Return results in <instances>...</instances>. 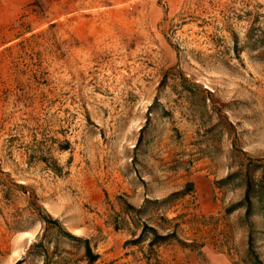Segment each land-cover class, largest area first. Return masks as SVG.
<instances>
[{"label": "rangeland", "instance_id": "374dc122", "mask_svg": "<svg viewBox=\"0 0 264 264\" xmlns=\"http://www.w3.org/2000/svg\"><path fill=\"white\" fill-rule=\"evenodd\" d=\"M249 162L264 0H27L0 29V264H87L47 215L94 264H245L249 235L264 263L263 214L229 211ZM159 216L195 247L127 245Z\"/></svg>", "mask_w": 264, "mask_h": 264}, {"label": "trees", "instance_id": "16d2710c", "mask_svg": "<svg viewBox=\"0 0 264 264\" xmlns=\"http://www.w3.org/2000/svg\"><path fill=\"white\" fill-rule=\"evenodd\" d=\"M250 164H247L245 169V180H244V195L240 202L233 205L229 211L232 212L238 208H244L245 213L244 217L246 219H249L253 216L255 212H259L260 214H263L264 216V181L261 177L260 179H256L251 176V173L254 172L257 169H264L262 164H254L253 162H249ZM193 190V185L191 182L186 183L185 189L179 192L172 193L170 196L166 197L165 199L159 201V200H149L146 199L143 206L139 208H134L133 206H129V210L133 213L134 216L141 218V215H145L147 211V206L149 204H155L157 206H162L166 202H168L171 198L186 195L191 193ZM253 200H256L259 204L258 207H254ZM256 208V209H255ZM159 221L161 223L156 224L155 226H152L151 224L143 222L140 227V234L135 237L133 240H130L127 242V245H133L137 246L142 244L143 242H147V248L149 251L153 252V249L156 247L168 244L170 242H177L180 243L183 246H194V244H185L182 242L178 236L175 227L169 226V220L166 219L164 216H159ZM43 223L53 226L58 231L62 232L63 235L76 242L79 243L84 251V258L87 262V264H94L98 259L99 255L94 253L92 251V248L90 246V241L85 238H81L78 236H74L64 230H62V227L57 219L51 218L49 215L46 216V218H43ZM164 223V224H163ZM159 228L163 233H160L157 228ZM147 263L150 264L151 258L145 257ZM245 264H264L258 254L256 253V250L254 248L252 236L249 235L247 239V252H246V258L243 260ZM153 264V263H152Z\"/></svg>", "mask_w": 264, "mask_h": 264}, {"label": "crops", "instance_id": "0c3cea01", "mask_svg": "<svg viewBox=\"0 0 264 264\" xmlns=\"http://www.w3.org/2000/svg\"><path fill=\"white\" fill-rule=\"evenodd\" d=\"M27 0H0V29L9 25L11 17L17 16Z\"/></svg>", "mask_w": 264, "mask_h": 264}]
</instances>
